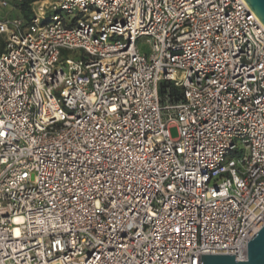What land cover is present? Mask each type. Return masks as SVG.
I'll list each match as a JSON object with an SVG mask.
<instances>
[{
  "label": "built area",
  "instance_id": "2783aa9c",
  "mask_svg": "<svg viewBox=\"0 0 264 264\" xmlns=\"http://www.w3.org/2000/svg\"><path fill=\"white\" fill-rule=\"evenodd\" d=\"M0 36V264L246 259L264 25L244 0H34Z\"/></svg>",
  "mask_w": 264,
  "mask_h": 264
},
{
  "label": "water",
  "instance_id": "95a60500",
  "mask_svg": "<svg viewBox=\"0 0 264 264\" xmlns=\"http://www.w3.org/2000/svg\"><path fill=\"white\" fill-rule=\"evenodd\" d=\"M257 19L264 25V0H244ZM235 255H201V264H264V225L247 243V257L236 261Z\"/></svg>",
  "mask_w": 264,
  "mask_h": 264
},
{
  "label": "rangeland",
  "instance_id": "374dc122",
  "mask_svg": "<svg viewBox=\"0 0 264 264\" xmlns=\"http://www.w3.org/2000/svg\"><path fill=\"white\" fill-rule=\"evenodd\" d=\"M9 2H11L10 7H7L6 9H0V17L1 16H6V17H10V16H14L18 13L17 9L14 8V6L12 5V3L14 2V0H8ZM138 47L142 50H145L147 48L146 44L144 43V40L141 39L138 42ZM163 118L165 117V113L163 112ZM169 133L171 135V137H176L177 135V131L176 128L174 126H170L169 127Z\"/></svg>",
  "mask_w": 264,
  "mask_h": 264
},
{
  "label": "trees",
  "instance_id": "16d2710c",
  "mask_svg": "<svg viewBox=\"0 0 264 264\" xmlns=\"http://www.w3.org/2000/svg\"><path fill=\"white\" fill-rule=\"evenodd\" d=\"M34 0H21L18 4H16V9L18 13L16 15H20L21 17L27 19L29 17V5ZM3 46V38L0 36V50ZM166 83H161V93L163 92L162 87L167 86ZM173 89H170V94H172Z\"/></svg>",
  "mask_w": 264,
  "mask_h": 264
}]
</instances>
